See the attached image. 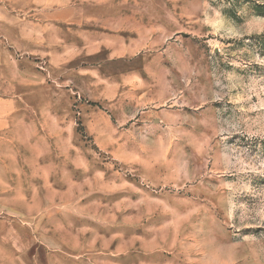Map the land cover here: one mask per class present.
<instances>
[{
  "label": "rangeland",
  "instance_id": "rangeland-1",
  "mask_svg": "<svg viewBox=\"0 0 264 264\" xmlns=\"http://www.w3.org/2000/svg\"><path fill=\"white\" fill-rule=\"evenodd\" d=\"M89 11L103 18L26 56L29 110L0 140L1 255L264 264V0Z\"/></svg>",
  "mask_w": 264,
  "mask_h": 264
},
{
  "label": "crops",
  "instance_id": "crops-1",
  "mask_svg": "<svg viewBox=\"0 0 264 264\" xmlns=\"http://www.w3.org/2000/svg\"><path fill=\"white\" fill-rule=\"evenodd\" d=\"M105 1L116 0H0V20L5 21L16 38L15 43L0 41V140L10 139L19 110L21 113L29 110L27 54L40 58L41 52L57 49L64 35L82 34L78 28L85 25V20L103 18L89 14V10L103 8ZM15 51L17 54L25 51L26 55L15 56ZM17 97L22 100L20 108L15 101ZM13 259L12 252L3 256L0 253V264H10L8 260Z\"/></svg>",
  "mask_w": 264,
  "mask_h": 264
}]
</instances>
